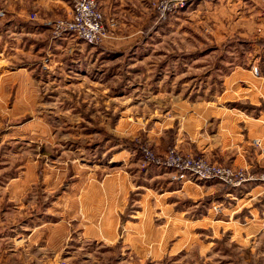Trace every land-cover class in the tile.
I'll use <instances>...</instances> for the list:
<instances>
[{"label": "crops", "instance_id": "1", "mask_svg": "<svg viewBox=\"0 0 264 264\" xmlns=\"http://www.w3.org/2000/svg\"><path fill=\"white\" fill-rule=\"evenodd\" d=\"M152 1L105 0L101 11L105 21L117 22L119 40L104 49L111 54L139 49ZM224 3L236 14L242 36L254 33L264 39V0H217L212 8L217 10ZM3 5L9 8L10 25L18 31L15 35L30 23L29 13L65 18L71 11L69 0H5ZM208 16L217 19L216 12ZM254 55L252 67L235 66L223 79L221 93L175 97L178 105L164 111L166 122L149 138L154 150L163 153L169 147L168 131L176 126L173 146L181 152L243 168L248 174L252 168L264 169V154L251 144L259 140L264 147V49L256 46ZM255 67L258 76L252 72ZM14 84L15 79L0 78V102L10 100L8 87ZM13 101L22 99L15 95ZM18 104L14 113L21 110ZM22 132V127L10 129L0 140L1 157L6 150L12 151L18 161L14 165L0 162V264H55L56 259L67 258L73 220L80 230L75 239L95 244L104 238L115 244L121 226L120 255H126L128 263L159 264L165 256L177 257L191 248L202 251L200 256L206 254V261L223 235L228 237L223 244L234 246L240 261L264 263V175L223 191L215 182L173 184L167 172L155 168L140 173L137 162L132 169L107 175L101 188L86 190L85 176L76 173L71 188V176L56 167L43 169L44 190L38 191L32 188L39 181L33 155L23 165ZM116 161L132 162L128 156ZM215 203L222 206V216L215 217ZM200 230L219 237H198ZM189 231L196 236L187 237Z\"/></svg>", "mask_w": 264, "mask_h": 264}, {"label": "rangeland", "instance_id": "2", "mask_svg": "<svg viewBox=\"0 0 264 264\" xmlns=\"http://www.w3.org/2000/svg\"><path fill=\"white\" fill-rule=\"evenodd\" d=\"M4 1L0 0V11L4 12L0 17V78L15 79V84L8 87L10 100L0 102V140L6 131L22 127L23 165L31 154L38 167L39 181L33 184L34 190H44V168L63 169L71 176V188L77 181L76 173L81 174L87 178L83 188L93 190L102 187V179L107 175L132 169L131 164L137 162L140 173L149 168L159 169L168 173L173 184L215 182L223 191L242 184L241 181L238 186H231L216 177L192 175L176 180L174 169L165 165L170 154L183 162L230 169L235 182L241 177L254 180L257 176L243 168L181 152L173 146L176 126L168 131L170 143L163 153L154 150V143L149 140L166 122L164 111L178 105L175 97L221 93L223 79L235 66H253L254 43L258 37L254 33L242 36L236 14L230 11L232 7L224 3L214 10L217 0L194 3L162 18L157 11L158 0H154L151 17L158 16V23L148 36L142 32L144 38L138 42L139 49L111 54L104 46L119 40L118 24L111 39L101 45H88L75 35L56 36L46 25L64 17L43 16L42 12L34 11L28 14L30 23L22 27V34L15 35L18 31L10 25L9 8L5 9ZM209 12H216L217 19L208 16ZM111 21L114 20L106 23ZM15 95L22 101L14 102ZM16 103L21 107L19 113H14ZM254 141L251 144L255 149L264 150L261 143L258 147ZM2 150L1 163L18 164L12 151L6 150L1 157ZM127 156L132 161L127 165L116 161ZM213 207H220L219 213L212 208L215 217L222 216V206L215 203ZM70 224L72 246L66 249L67 258L60 257L55 264H133L127 262L126 255H120L123 251L119 241L124 233L121 226L118 243L109 244L104 238L95 244L93 240H76L80 230L75 220ZM189 232L187 237L196 236ZM198 232L201 238L219 237L209 235L207 230ZM221 237L206 261V254L200 256L202 251L191 248L177 257L165 256L159 264H264L240 261L238 250L223 244L227 235Z\"/></svg>", "mask_w": 264, "mask_h": 264}, {"label": "built area", "instance_id": "3", "mask_svg": "<svg viewBox=\"0 0 264 264\" xmlns=\"http://www.w3.org/2000/svg\"><path fill=\"white\" fill-rule=\"evenodd\" d=\"M105 0H69L71 11L68 17L50 21L46 25L56 34V36L75 35L88 45H101L105 41L111 39L117 28V23L111 21L107 24L101 11V4ZM215 0H158V14L165 18L167 15L176 13L186 5L194 3H212ZM4 16V12L0 11V17ZM254 74L257 76L258 71L253 68ZM258 147L260 143L254 141ZM264 153V150H260ZM165 164V163H164ZM167 167L174 169L176 172V180L185 179L188 175L198 178L216 177L219 180L231 185L238 186L241 181H245L241 177L237 182L233 181V172L230 169H223L207 163H193L191 161L183 162L174 154H170L166 159ZM263 179V177H261ZM249 180H252L250 178ZM214 208V207H213ZM220 208V207H219ZM215 207L216 212L220 209Z\"/></svg>", "mask_w": 264, "mask_h": 264}, {"label": "trees", "instance_id": "4", "mask_svg": "<svg viewBox=\"0 0 264 264\" xmlns=\"http://www.w3.org/2000/svg\"><path fill=\"white\" fill-rule=\"evenodd\" d=\"M157 16V14H156ZM158 16L155 18L154 16L150 18L148 24L143 28L144 35L148 36V34L154 30L153 28L158 23ZM256 46H258L261 49H264V39L263 38H257L255 43ZM251 172L256 175H264V169L259 168H252Z\"/></svg>", "mask_w": 264, "mask_h": 264}]
</instances>
